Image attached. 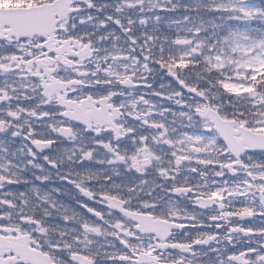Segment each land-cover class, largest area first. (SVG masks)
I'll return each instance as SVG.
<instances>
[{
	"label": "snow or ice",
	"instance_id": "6c2138e0",
	"mask_svg": "<svg viewBox=\"0 0 264 264\" xmlns=\"http://www.w3.org/2000/svg\"><path fill=\"white\" fill-rule=\"evenodd\" d=\"M0 4V264H264V0Z\"/></svg>",
	"mask_w": 264,
	"mask_h": 264
},
{
	"label": "flooded vegetation",
	"instance_id": "af4514ba",
	"mask_svg": "<svg viewBox=\"0 0 264 264\" xmlns=\"http://www.w3.org/2000/svg\"><path fill=\"white\" fill-rule=\"evenodd\" d=\"M6 6H7L6 4H0V8L6 7Z\"/></svg>",
	"mask_w": 264,
	"mask_h": 264
}]
</instances>
